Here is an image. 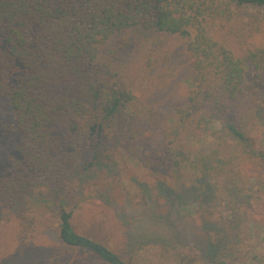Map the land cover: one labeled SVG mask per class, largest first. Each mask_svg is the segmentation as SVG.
<instances>
[{
  "label": "trees",
  "instance_id": "trees-1",
  "mask_svg": "<svg viewBox=\"0 0 264 264\" xmlns=\"http://www.w3.org/2000/svg\"><path fill=\"white\" fill-rule=\"evenodd\" d=\"M248 6L264 8V0H0V105L8 103L14 127L7 134L16 142L0 169V226L17 204L47 196V205L60 208L63 243L105 264H126L75 232V180L101 159L114 161V144L151 119L165 131L149 162L198 174L192 191L219 215L212 229L220 243L210 245L206 263L166 249L168 258L228 264L256 250L251 198L264 202V145L248 124L255 109L264 127V45L257 42L264 13L245 20ZM132 28L184 40L191 89L171 116L157 108L133 113L137 96L100 55V45Z\"/></svg>",
  "mask_w": 264,
  "mask_h": 264
},
{
  "label": "rangeland",
  "instance_id": "rangeland-1",
  "mask_svg": "<svg viewBox=\"0 0 264 264\" xmlns=\"http://www.w3.org/2000/svg\"><path fill=\"white\" fill-rule=\"evenodd\" d=\"M263 13L264 8L248 6L241 16L250 21ZM257 42L264 45V33ZM99 50L113 61L112 68L125 77L137 96L132 107L135 114L157 108L171 116L176 102L191 89L190 57L179 36L132 28L115 35ZM260 101L264 106V96ZM254 112L249 113L248 126L264 145V127L259 118L252 117ZM10 126L14 127L10 108L2 100L0 169L15 151L16 142L7 134ZM164 131L163 126L145 119L134 129L133 137L130 132L114 144V161L101 159L88 174L81 169L75 180L78 207L71 222L78 235L106 247L126 264H177L168 258L166 249L193 252L206 263L210 245L220 243L212 229L219 215L202 194L192 191L198 174L177 171L165 162H149L150 150ZM91 155L79 159V168ZM255 197L251 198L254 220L250 228L254 236L259 235L253 237V243L258 239V248L239 255V261L228 263L229 259L222 258L223 262L264 264V202L259 204ZM46 199L49 197L42 196L17 204L10 219L2 223L0 264H105L97 254L63 243L60 208L47 205Z\"/></svg>",
  "mask_w": 264,
  "mask_h": 264
},
{
  "label": "water",
  "instance_id": "water-1",
  "mask_svg": "<svg viewBox=\"0 0 264 264\" xmlns=\"http://www.w3.org/2000/svg\"><path fill=\"white\" fill-rule=\"evenodd\" d=\"M89 246L91 249H94V250H103L102 248H99L98 246H96L94 244H89Z\"/></svg>",
  "mask_w": 264,
  "mask_h": 264
}]
</instances>
